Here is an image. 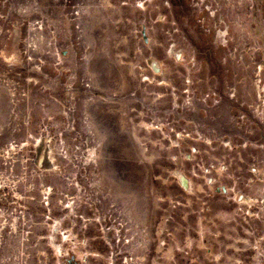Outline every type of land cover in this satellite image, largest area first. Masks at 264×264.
Here are the masks:
<instances>
[{"label": "rangeland", "instance_id": "1", "mask_svg": "<svg viewBox=\"0 0 264 264\" xmlns=\"http://www.w3.org/2000/svg\"><path fill=\"white\" fill-rule=\"evenodd\" d=\"M0 264H264V0H0Z\"/></svg>", "mask_w": 264, "mask_h": 264}, {"label": "bare ground", "instance_id": "2", "mask_svg": "<svg viewBox=\"0 0 264 264\" xmlns=\"http://www.w3.org/2000/svg\"><path fill=\"white\" fill-rule=\"evenodd\" d=\"M45 159H46V155H45V152L43 151L41 153V157H40V160H39V165L43 166L45 164ZM52 164H53V162H52ZM48 167H49V164H48ZM181 180H182V183H184L183 177L181 178Z\"/></svg>", "mask_w": 264, "mask_h": 264}, {"label": "water", "instance_id": "3", "mask_svg": "<svg viewBox=\"0 0 264 264\" xmlns=\"http://www.w3.org/2000/svg\"><path fill=\"white\" fill-rule=\"evenodd\" d=\"M183 180H184L183 185L186 187L187 186V180L186 179H183Z\"/></svg>", "mask_w": 264, "mask_h": 264}]
</instances>
